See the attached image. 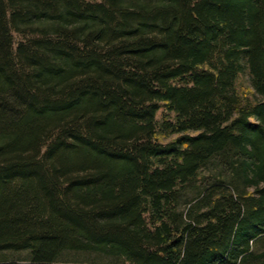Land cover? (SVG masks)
I'll return each mask as SVG.
<instances>
[{"label": "trees", "instance_id": "trees-1", "mask_svg": "<svg viewBox=\"0 0 264 264\" xmlns=\"http://www.w3.org/2000/svg\"><path fill=\"white\" fill-rule=\"evenodd\" d=\"M21 250L264 264V0H0V264Z\"/></svg>", "mask_w": 264, "mask_h": 264}, {"label": "rangeland", "instance_id": "rangeland-1", "mask_svg": "<svg viewBox=\"0 0 264 264\" xmlns=\"http://www.w3.org/2000/svg\"><path fill=\"white\" fill-rule=\"evenodd\" d=\"M15 41H18L19 37L14 34ZM238 83L248 85L247 76L242 75L238 79ZM3 259H6L15 264H26L28 261L27 250L21 251H8L3 253ZM50 264H110L107 257L102 255H73L67 254L59 258Z\"/></svg>", "mask_w": 264, "mask_h": 264}]
</instances>
